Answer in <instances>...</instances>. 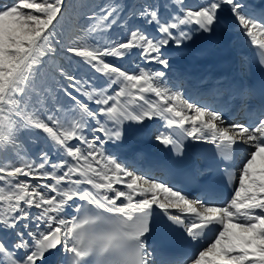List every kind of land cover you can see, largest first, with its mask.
Returning a JSON list of instances; mask_svg holds the SVG:
<instances>
[{
    "label": "bare ground",
    "instance_id": "obj_1",
    "mask_svg": "<svg viewBox=\"0 0 264 264\" xmlns=\"http://www.w3.org/2000/svg\"><path fill=\"white\" fill-rule=\"evenodd\" d=\"M165 2L159 17L151 19L146 12L143 18L161 54L157 60L135 52L104 72L82 61L86 93L98 94L99 102L91 104L86 97L90 104L82 106L87 119L82 122L88 133L76 144L42 126L43 158L49 154L52 159L28 166L21 151L27 143L33 149L29 137L0 135V171L7 172L8 159L23 161L10 181L17 186L16 197L0 208V264H32L42 253L49 256L47 264H58L72 245L70 223L82 203L105 217L160 209L182 220L188 236L198 240L189 257L165 252L140 237L133 247L137 264H264V105L250 81L252 51L264 54V0ZM157 70L162 75L156 76ZM121 99L125 105L119 104ZM240 102L245 118L236 114ZM230 122L241 130L228 129ZM174 125L198 141L233 151L236 183L231 197L209 190L184 194L151 156H168ZM96 145L101 148L93 153ZM195 172L201 178L209 174L200 162ZM202 219H219L221 225L198 237L192 227ZM54 229L63 237L59 253L45 250L40 242Z\"/></svg>",
    "mask_w": 264,
    "mask_h": 264
},
{
    "label": "rangeland",
    "instance_id": "obj_2",
    "mask_svg": "<svg viewBox=\"0 0 264 264\" xmlns=\"http://www.w3.org/2000/svg\"><path fill=\"white\" fill-rule=\"evenodd\" d=\"M64 1L0 0V135L29 137L33 149L27 143L21 151L23 161H30L28 166L52 159L49 154L47 160L43 158L45 127L55 129L71 145L88 133L83 127L82 121L87 119L82 106L90 104L87 96L91 104L99 100L95 92L86 93L82 61H91L98 72H104L135 52L153 60L161 55L155 49V38L145 31L143 18L146 12L151 19L159 17L165 0H67L62 9ZM246 20L252 22L251 17ZM155 75L162 72L157 70ZM119 104L125 102L121 99ZM238 116L242 117V112ZM225 126L235 132L240 129L233 122ZM87 137L95 145L93 137ZM96 146L90 149L93 153L101 148ZM7 161V172L0 171V208L14 201L17 186L10 181L23 163L21 158ZM23 175L27 174H19Z\"/></svg>",
    "mask_w": 264,
    "mask_h": 264
},
{
    "label": "water",
    "instance_id": "obj_3",
    "mask_svg": "<svg viewBox=\"0 0 264 264\" xmlns=\"http://www.w3.org/2000/svg\"><path fill=\"white\" fill-rule=\"evenodd\" d=\"M66 1L67 0L64 1L62 9L65 8ZM41 243L46 249L53 252H58L62 244L61 233L57 229H54L47 236L41 239ZM47 262L48 256L46 254H42L40 258L33 262V264H47Z\"/></svg>",
    "mask_w": 264,
    "mask_h": 264
}]
</instances>
